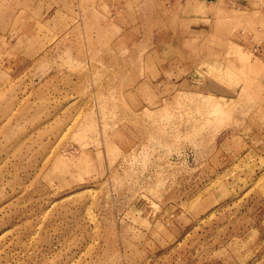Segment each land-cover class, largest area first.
<instances>
[{
    "label": "rangeland",
    "instance_id": "374dc122",
    "mask_svg": "<svg viewBox=\"0 0 264 264\" xmlns=\"http://www.w3.org/2000/svg\"><path fill=\"white\" fill-rule=\"evenodd\" d=\"M0 264H264V0H0Z\"/></svg>",
    "mask_w": 264,
    "mask_h": 264
},
{
    "label": "bare ground",
    "instance_id": "6f19581e",
    "mask_svg": "<svg viewBox=\"0 0 264 264\" xmlns=\"http://www.w3.org/2000/svg\"><path fill=\"white\" fill-rule=\"evenodd\" d=\"M170 17V16H169ZM173 17V16H172ZM168 19V18H167ZM170 20V19H169ZM172 20V19H171ZM171 20H170V23H171ZM170 26V25H169ZM150 56H152V55H150ZM166 57V56H165Z\"/></svg>",
    "mask_w": 264,
    "mask_h": 264
}]
</instances>
